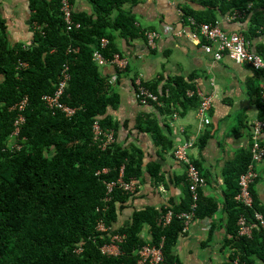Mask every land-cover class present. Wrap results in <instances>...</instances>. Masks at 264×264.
<instances>
[{
	"label": "trees",
	"instance_id": "trees-1",
	"mask_svg": "<svg viewBox=\"0 0 264 264\" xmlns=\"http://www.w3.org/2000/svg\"><path fill=\"white\" fill-rule=\"evenodd\" d=\"M90 1L94 4L96 17L74 13V21L80 27L65 33L58 0H29L31 25H38L40 30L32 28L33 41L27 48L11 45L5 21L0 18V264H137L139 250L145 245L159 244L162 238H165V263L179 264L173 249L184 233L183 221L174 218L169 226L163 227L160 218L164 208L134 212L130 222L112 230V234L125 237L120 255L107 256L101 251L109 238L97 232L98 222L103 219L107 225L115 226L120 210L131 199L130 195L117 189L106 211H98L104 206L107 184L117 182L122 169L126 182L139 179L144 169L143 153L139 149H123L115 143L104 150L103 142H93L95 122L104 134L114 132L117 136L119 125L108 112L118 109L120 96L100 74L92 55L100 51L99 44L103 39L108 42L105 50L100 51L104 59L119 54L114 44L113 27L124 35L133 34L134 40L144 38V35L136 28L130 13L121 10L124 5L140 0ZM184 1L198 4L203 9L196 12L186 7L183 9L185 18L207 25L218 23L220 15L236 9L243 11L252 5L248 14L249 26L244 34L250 41L264 35V30L259 32L264 22V0ZM114 12L118 14L115 21L112 20ZM255 47L264 55V43ZM69 49L78 52L69 54ZM20 62L27 63L28 69L19 71ZM62 66L69 68L70 77L62 103L76 110L70 119L60 113H50L42 101L43 97L54 93ZM190 81L176 79L160 93L157 86L145 84L159 97L161 116L172 118L179 109L183 112L197 110L199 99L186 96L188 91L196 89L193 78ZM253 83L259 119L263 120L264 89L255 81ZM24 98H28V105L23 114L22 148L12 152L9 143L18 115L12 109ZM244 123L241 129L249 127L245 119ZM137 125L140 131L152 136L156 147L169 152L174 149L152 115H146ZM237 155L224 177L227 186L238 194V180L246 173L252 159L250 147ZM193 164L202 175L199 165ZM148 171L155 180L159 179L160 166L150 165ZM202 177L208 182L206 176ZM255 186L251 189L252 209H238L234 202L231 203L230 207L235 211L229 220L231 237L225 244L233 254L227 264H232L236 258L241 264H264L263 234L256 230L252 238L247 239L238 231V219L242 214L247 218L255 211L264 215V206L255 193ZM187 203L170 208L179 214L189 210V195ZM213 204L200 197L197 216L212 215L217 208ZM204 207L210 208L209 211ZM146 225L151 227L150 241L141 236Z\"/></svg>",
	"mask_w": 264,
	"mask_h": 264
},
{
	"label": "crops",
	"instance_id": "crops-1",
	"mask_svg": "<svg viewBox=\"0 0 264 264\" xmlns=\"http://www.w3.org/2000/svg\"><path fill=\"white\" fill-rule=\"evenodd\" d=\"M72 5L75 14L96 17L94 4L90 0H73ZM186 7L196 12L203 10L200 5L184 0H140L136 4L124 5L122 12L130 13L139 31H154L160 35L157 48L151 50L144 38L134 40L133 34L124 35L113 27L114 44L119 54L128 59L129 67L121 74L110 64L99 68L100 74L108 79L113 91L120 96L118 109L108 112L119 125L117 144L123 149L137 148L143 153L144 172L136 180L138 189L120 210L114 228L130 222L134 212L147 209L160 211L162 208L188 204L185 167L172 158V152L156 147L152 136L140 131L137 125L140 119L152 115L173 143V148L193 141L190 159L199 165L202 175L208 179L201 199L210 200L217 207L212 215L195 218L179 237L173 249L174 256L179 264H227L233 254V250L225 244V240L231 237L229 220L235 211L230 207L231 203L234 202L238 209H247L237 203L238 194L227 186L224 173L238 157L237 154L248 150L252 143L251 125L260 117L252 92L253 81L264 89V74L246 65H237L231 57L216 62L206 55L199 32L193 30L183 14ZM31 14L29 0H0V18L5 21L12 46L32 45L34 27L30 21ZM117 16L114 12L112 20L115 21ZM219 17L218 23L222 28L247 31L248 22H228L225 15ZM255 40L261 45L264 35ZM138 78L145 84L157 86L158 93L176 79L191 82L193 78V85L203 94L214 96L211 124L201 126L196 110L183 112L179 109V117L174 120L173 117L161 116L156 106L142 107L135 98V81ZM234 97L235 100L231 99ZM239 113H245L244 117L251 113L252 121H247L248 128L241 129L245 124L244 119L238 120L239 130L233 129L232 136H228L229 119L234 121ZM150 165L160 166L158 180L148 171ZM258 172L261 179L255 186V193L264 206V163ZM203 209L209 211L210 208ZM141 236L150 241L151 227L146 225Z\"/></svg>",
	"mask_w": 264,
	"mask_h": 264
},
{
	"label": "built area",
	"instance_id": "built-area-1",
	"mask_svg": "<svg viewBox=\"0 0 264 264\" xmlns=\"http://www.w3.org/2000/svg\"><path fill=\"white\" fill-rule=\"evenodd\" d=\"M60 8V14L64 25V31L66 33L79 29L80 24L73 19V5L71 0H58ZM250 5L246 10H233L225 15L228 22H248L249 26V11ZM250 16V15H249ZM183 18V16H182ZM191 27L194 31L199 32L202 38V50L210 56L214 61L220 62L226 57H231L238 65H246L255 72H264V55L256 51V40L250 41L246 38L244 32L241 31H228L220 26L219 23L214 25L197 24L194 19H188ZM34 29L39 31L40 27L36 24L33 25ZM167 31H170L166 28ZM248 29V28H247ZM264 30L263 26L260 28L261 32ZM144 40L149 49L155 50L157 43L160 40V35L154 31H146L143 33ZM263 36V35H261ZM100 51L105 50L108 46L107 40L100 41ZM100 51H96L92 55L93 63L101 68L107 64H110L117 68L119 73H123L128 69L129 61L120 54H114L109 60H106L101 55ZM78 50L69 49V54H76ZM264 54V50H263ZM17 69L19 71L28 69V64L20 62ZM117 79V77H114ZM70 81L69 68L62 66L60 69L59 79L56 89L52 95L43 97L42 101L45 108L52 114L60 113L65 118H72L76 110L66 107L62 103V99L65 95V91L68 88ZM212 86H215L212 83ZM187 98L192 99L194 97L199 99V106L196 110L198 120L201 126L207 127L211 124V113L214 105V96L205 95L198 88L195 91H188ZM264 97V93H263ZM135 98L142 107L157 106L162 107L159 102V97L151 92L145 86V82L138 78L135 81ZM28 105V98H24L19 102L12 110L18 112L16 121L14 123V132L11 135L9 143V149L12 152L20 151L22 146L20 145V137L22 128L25 124V118L23 116L24 111ZM179 114L173 116L174 120H177ZM251 162L247 168L245 174L241 175L238 180L239 193L237 195V203L244 208H253L254 199L251 193V188L257 183L260 178L258 169L264 163V119H257L251 125ZM93 142H103V149L109 148L116 143V137L114 132L104 134L97 122L92 127ZM104 139V140H102ZM194 148L192 141H187L185 144L176 147L172 155L176 162L182 164L186 171V183L188 185L191 204L189 211H185L179 214H175L169 207L165 208V212L160 218V222L163 227L169 226L174 218L183 221L184 232L188 230L189 226L196 218V213L199 208L200 191L206 186V180L200 175L196 166H194L190 159V152ZM123 169L120 174V179L111 184H107V195L104 200L105 204H111L112 197L115 190H120L127 195H135L138 187L136 180L124 181ZM107 173V171H104ZM99 175V174H98ZM97 175V176H98ZM101 211V209H98ZM105 211V209L103 210ZM238 231L239 235L245 238H252L254 232L257 230L263 234L264 238V215L258 211H255L253 216L246 217L241 215L238 219ZM114 227H108L104 221H100L97 225V231L102 234H106L109 238V242L106 243L101 251L107 256H118L121 253V244L124 243L125 237L119 234H112ZM164 241L162 238L159 244L154 246L145 245L138 252L139 260L137 264H166L164 261ZM232 264H241L239 258L234 259Z\"/></svg>",
	"mask_w": 264,
	"mask_h": 264
},
{
	"label": "rangeland",
	"instance_id": "rangeland-1",
	"mask_svg": "<svg viewBox=\"0 0 264 264\" xmlns=\"http://www.w3.org/2000/svg\"><path fill=\"white\" fill-rule=\"evenodd\" d=\"M122 13H125V11H123ZM231 99H236V97H234V98H231ZM249 114V116H245L244 117V115H245V113H239V115L238 114H236L235 115V120L233 121L232 119H229V126H228V136H232V134H233V132L236 130V131H238L239 129H238V120H242V119H245V121H252V117H253V115L251 114V113H248ZM233 129H234V131H233ZM247 134H248V132H247ZM185 142V141H184ZM183 142V143H184ZM186 143V142H185ZM184 143V144H185ZM183 145V144H182ZM175 149V148H174ZM173 149V150H174ZM173 150L171 151V152H173ZM263 185H264V182H263Z\"/></svg>",
	"mask_w": 264,
	"mask_h": 264
},
{
	"label": "clouds",
	"instance_id": "clouds-1",
	"mask_svg": "<svg viewBox=\"0 0 264 264\" xmlns=\"http://www.w3.org/2000/svg\"><path fill=\"white\" fill-rule=\"evenodd\" d=\"M73 15H74V10H73ZM73 19H74V18H73ZM64 32H65V31H64ZM65 33H66V32H65ZM27 47H30V46H24V48H27ZM128 67H129V66H128ZM98 68H99V67H98ZM101 68H102V67H101ZM118 73H119V72H118ZM120 74H121V73H120ZM117 79H118V78H117ZM115 137H116V136H115ZM116 143H117V139H116ZM175 149H176V148H175ZM175 149H174V150H175ZM174 150H173V151H174ZM172 153H173V152H172ZM172 158L174 159L173 155H172ZM174 160H175V159H174ZM192 162H193V161H192ZM201 176H202V175H201ZM185 180H186V179H185ZM255 185H256V184H255ZM255 185H254V186H255ZM187 186H188V185H187ZM206 186H207V182H206ZM206 186H205V187H206ZM205 187H204V188H205ZM204 188H203V189H204ZM251 189H252V188H251ZM200 193H202V190L200 191ZM188 195H189V198H190V193H189V192H188ZM130 196H131V195H130ZM133 196H134V195H133ZM133 196H131V199H132ZM200 197H201V196H200ZM253 199H254V198H253ZM199 202H200V201H199ZM190 204H191V199H190ZM107 208H108V204H105V203H104V206H103V207H99L98 209H101V212H105ZM169 208H170V207H169ZM189 208H190V206H189ZM104 209H105V211H103ZM164 209H165V208H164ZM170 209H171V208H170ZM198 209H199V208H198ZM246 209H248V208H246ZM249 209H250V208H249ZM251 209H252V208H251ZM188 211H189V210H188ZM197 211H198V210H197ZM162 214H163V213H162ZM161 216H162V215H161ZM196 218H197V213H196ZM101 220L104 221L103 219H101ZM101 220H100V221H101ZM100 221H99V222H100ZM99 222H98V223H99ZM104 222H105V221H104ZM105 224H106V222H105ZM106 225H107V224H106ZM107 226H108V227H112V226L114 227V225H107ZM115 229H116V228H115ZM97 232H98V231H97ZM233 261H234V260H233Z\"/></svg>",
	"mask_w": 264,
	"mask_h": 264
}]
</instances>
